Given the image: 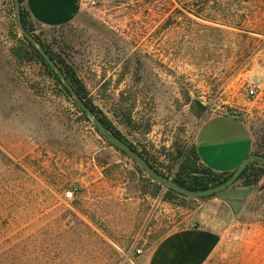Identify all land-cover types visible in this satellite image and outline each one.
Wrapping results in <instances>:
<instances>
[{
    "label": "rangeland",
    "instance_id": "rangeland-1",
    "mask_svg": "<svg viewBox=\"0 0 264 264\" xmlns=\"http://www.w3.org/2000/svg\"><path fill=\"white\" fill-rule=\"evenodd\" d=\"M192 1H99L84 4L70 23L32 21L27 31L74 69L100 109L130 110L136 129L117 127L171 180L177 148L188 150L212 113L238 114L250 127L253 153L264 152V0L236 14L240 27L218 25L221 31L183 8ZM23 37L14 0H0V264H122L215 196L165 200L169 187L97 131L57 74L60 83L28 48L27 58L15 56L23 54ZM101 166L99 202L89 194L79 203L78 174ZM260 178L254 188L264 189ZM124 180L140 190L139 202L121 199ZM261 206L234 213L254 216Z\"/></svg>",
    "mask_w": 264,
    "mask_h": 264
},
{
    "label": "crops",
    "instance_id": "crops-1",
    "mask_svg": "<svg viewBox=\"0 0 264 264\" xmlns=\"http://www.w3.org/2000/svg\"><path fill=\"white\" fill-rule=\"evenodd\" d=\"M24 6L34 23L46 27L70 23L84 9L83 0H24ZM193 145L199 161L218 173L233 172L254 152L248 123L240 116L233 118L221 112L202 119ZM103 170V166L96 167L94 175L87 168L80 171L77 180L83 190L77 196L79 203H85L89 194L99 202V184L106 180ZM262 181L260 178L257 185ZM131 189L124 180L117 192L125 195L121 198L125 202H139L140 190ZM152 203L163 202L153 199ZM249 203H264V189L253 187L243 208ZM254 211L259 214L235 215L225 200L214 196L191 210L184 224L159 236L122 264H264V209L261 206Z\"/></svg>",
    "mask_w": 264,
    "mask_h": 264
},
{
    "label": "trees",
    "instance_id": "trees-1",
    "mask_svg": "<svg viewBox=\"0 0 264 264\" xmlns=\"http://www.w3.org/2000/svg\"><path fill=\"white\" fill-rule=\"evenodd\" d=\"M18 2L20 4V20L22 26L24 27V29H26V31L32 33L33 22L30 19L29 13L24 6V0H18ZM257 2L258 0H195L191 3L184 4L183 8L188 12H193L196 17L208 20L209 22L213 23L215 26L211 27L212 29L221 31V29L217 27L218 25H225L234 28L240 27V23H233L235 22L234 18L236 17V14L241 12L243 14H246L247 12L252 13L253 9L257 7ZM225 19L227 20L225 21ZM35 38L39 40L38 37ZM22 39L23 54L14 53L15 56L22 59L27 58L29 51H27L26 49L28 48L33 53V55L37 57L39 62L46 67L48 73L51 74L60 83V80L58 79L56 73L45 62L34 45L25 37H23ZM45 50L50 55L51 59L56 63V65H58L76 94L84 101L86 105L90 107L93 113L101 120V122L107 127V129L124 140L126 143H128L147 161L148 164L156 169L154 162L149 156H147V153L138 150L131 142H129L125 138L123 132L117 127V125H122L124 128L133 130L136 129L133 115L131 114L130 110H128L127 112L120 110L119 112L115 109H108L105 112L100 109L92 101L91 97H89L85 85L75 73L74 69L69 64L64 62V60L61 59L57 54L51 52L47 48H45ZM62 87L66 94L71 98V95L66 87L63 85ZM197 104L200 107V111H202L204 109V106L200 103V101H197ZM75 105L77 104L75 103ZM79 110L86 117L84 111L81 108H79ZM109 144L112 145L111 143ZM116 149L119 150L118 148ZM176 152L177 154L174 159L177 167L176 172L173 173L174 177L172 178V180L181 187H185L195 191H201L225 182L232 175V172L218 173L203 165L199 161L194 145L188 147V150H185L184 147L177 148ZM262 154L264 156V152ZM135 167L139 171H142L137 165H135ZM262 173H264V164L262 162L258 163V161L255 160L249 162L237 179L241 181L240 187H255ZM177 195L181 194L174 191L173 189L166 188L164 199L170 201Z\"/></svg>",
    "mask_w": 264,
    "mask_h": 264
},
{
    "label": "water",
    "instance_id": "water-1",
    "mask_svg": "<svg viewBox=\"0 0 264 264\" xmlns=\"http://www.w3.org/2000/svg\"><path fill=\"white\" fill-rule=\"evenodd\" d=\"M15 4V13L17 18V24L21 32L32 42L36 43L38 51L41 53L46 62L51 66V68L56 72V74L60 77L63 85L69 91V93L74 97L77 104L81 107V109L85 112L87 117L91 119L92 123L98 129L100 133H102L108 141H110L114 146L118 149L126 153L129 157H131L137 165L143 168L150 176L166 185L167 187L190 196L201 197L209 194H214L217 198L225 200L231 207L233 212H238L244 202L246 201L249 194L252 192L253 187H236L234 186V182L238 179L243 169L247 166V164L253 160H259L264 164V156L256 153H252L248 157H246L242 163L232 172V175L225 182L209 187L207 189L201 191L191 190L185 187H181L176 184L173 180L169 179L167 176H164L158 173L147 161L137 152L135 151L128 143L119 138L117 135L112 133L107 129V127L101 122V120L93 113L88 105L84 103V101L76 94L68 80L65 78L60 68L54 63V61L49 57V55L45 52L40 43H38L33 36H31L22 26L20 20V7L18 0H14ZM225 115L233 118H238V114L232 113L229 110L224 112Z\"/></svg>",
    "mask_w": 264,
    "mask_h": 264
},
{
    "label": "built area",
    "instance_id": "built-area-1",
    "mask_svg": "<svg viewBox=\"0 0 264 264\" xmlns=\"http://www.w3.org/2000/svg\"><path fill=\"white\" fill-rule=\"evenodd\" d=\"M98 2H99V0H83V4H86V5H89V6H95ZM247 93H248L249 95H253V94H255V88H254V87H249L248 90H247ZM75 190H76L75 187H73V188L67 190V191L65 192V196L68 197V198H69V197H73V195H74V193H75ZM135 252H136V253H140V249H136Z\"/></svg>",
    "mask_w": 264,
    "mask_h": 264
}]
</instances>
